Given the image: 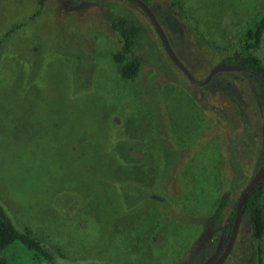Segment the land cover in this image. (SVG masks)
<instances>
[{"label":"rangeland","instance_id":"obj_1","mask_svg":"<svg viewBox=\"0 0 264 264\" xmlns=\"http://www.w3.org/2000/svg\"><path fill=\"white\" fill-rule=\"evenodd\" d=\"M143 1L198 80L264 16V0ZM38 8L39 0H0V39L26 24L0 48V203L16 227L60 264L214 263L240 193L264 164L260 85L231 72L191 85L129 0H46L29 20ZM112 15L145 29L133 82L112 58L121 43ZM252 54L264 66V33ZM0 257L33 264L19 245ZM258 259L264 237L244 215L223 264Z\"/></svg>","mask_w":264,"mask_h":264},{"label":"trees","instance_id":"obj_2","mask_svg":"<svg viewBox=\"0 0 264 264\" xmlns=\"http://www.w3.org/2000/svg\"><path fill=\"white\" fill-rule=\"evenodd\" d=\"M45 2L46 0H39V8L29 18V20H33L40 15ZM109 21L111 29L116 32L121 41L120 47L112 56L113 61L119 66V73L121 77L125 80L133 82L139 77L142 70L143 60L136 54V48L137 42L144 34L145 29L139 23L132 22L120 15L110 16ZM25 25V23H21L9 32L5 33V35L0 39V48L15 30L20 29ZM263 33L264 16L259 20L252 22L245 28L237 44V50L231 57L223 60V63L243 65L264 75V66L261 61L252 54V51L260 46ZM242 74L255 79L260 85L261 91L259 100L264 106V86L255 77L245 73ZM125 146L127 147V152H132L134 146H127V144H125ZM121 159L124 162H131L130 155L127 153L122 154ZM231 193L232 191L229 189L222 194L216 206L215 212L212 215L213 220L221 218L231 201ZM263 193L264 177L259 184L248 193L245 200L244 215L248 216L253 236L256 239L264 237V205L262 204ZM152 197L157 198L156 196ZM233 217L234 211L231 213L229 218L228 233H230ZM12 245H19L23 247L32 256L33 264H60L56 255L47 249L39 239L34 237L29 230H19L16 227L12 215L8 212V210H5L4 206L0 203V251H4ZM0 264L12 263L6 257H0ZM249 264H260V259L256 262L250 261Z\"/></svg>","mask_w":264,"mask_h":264},{"label":"water","instance_id":"obj_3","mask_svg":"<svg viewBox=\"0 0 264 264\" xmlns=\"http://www.w3.org/2000/svg\"><path fill=\"white\" fill-rule=\"evenodd\" d=\"M129 1H131L132 3L137 5L144 12V14L147 16V18L150 20V22L152 23V25H153L156 33H157L158 38L160 39V41L164 47V50H165L167 56L169 57L171 62L181 71V73L184 75L186 80L191 85L197 86V87H202V86L207 85L210 82V80L213 78V76H215L216 74L223 73V72H231V73L249 74V75L255 77L256 79H258L261 82V84L264 86V75H262L261 73L257 72L256 70H254L252 68H249V67H246L243 65L229 64V63L218 64V65L212 67L208 71V73L204 79H202V80L196 79L190 73V71L179 61V59L177 58V56L173 52L171 45H170V42H169L163 28L161 27V25L158 22L155 14L150 9V7L147 5V3H145L143 0H129ZM261 134H262V138H263V142H264V116H263L262 125H261ZM263 177H264V164L256 171V173L254 174L252 179L249 181V183L244 187V189L240 193L238 200H237V203H236V206H235L234 217H233L230 233H229V236L227 238L225 247H224L222 253L220 254V256L212 264H223L225 262L226 258L229 256V254L232 250L233 244L235 242L237 232L239 230L242 218L244 216V207H245L246 197H247L248 193L259 184V182L263 179Z\"/></svg>","mask_w":264,"mask_h":264}]
</instances>
